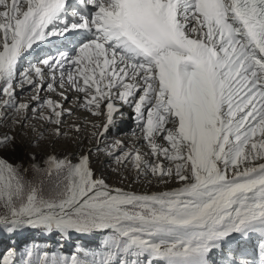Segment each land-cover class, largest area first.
<instances>
[{
  "label": "snow or ice",
  "instance_id": "1",
  "mask_svg": "<svg viewBox=\"0 0 264 264\" xmlns=\"http://www.w3.org/2000/svg\"><path fill=\"white\" fill-rule=\"evenodd\" d=\"M124 106L147 155L115 140L25 166L0 133V231L105 236L98 252L33 245L15 264H264V0H0V121L78 139L85 125H65L83 110L102 142ZM101 151L178 186L113 187L92 167Z\"/></svg>",
  "mask_w": 264,
  "mask_h": 264
},
{
  "label": "bare ground",
  "instance_id": "2",
  "mask_svg": "<svg viewBox=\"0 0 264 264\" xmlns=\"http://www.w3.org/2000/svg\"><path fill=\"white\" fill-rule=\"evenodd\" d=\"M19 91V89H18ZM31 95V92L25 91L21 95V99H26L28 96ZM42 95H48V93H42ZM75 94H70V100H74ZM66 107L72 106L68 103L65 104ZM124 116L122 119L117 117L119 120V124L117 127L112 128L107 134L102 142L99 139L93 140L91 137V133L94 131L92 129L91 124L88 123L85 120V117L88 118V120H94L97 122H102V118L98 117H91L88 113L84 112L83 110H77L75 115L71 118V120L67 121V124L65 125V128L67 129L69 125L73 121H76L77 123H81L82 125H85L83 132L80 134L79 138H75V135L72 132H69V136L65 138H57L55 140L49 139L50 136V130L45 132L47 135V140H44L41 144L37 145L38 148H34L35 146V139L31 137L30 131H33V128H30L31 126L23 128V130L18 131V144L22 145L24 147V151L27 152L28 156H26L27 161L29 160L30 156L36 155V156H42L45 158L46 154L49 152H54L56 154L63 153L64 156L67 155L69 158H71V155L76 153L77 150H84V152L87 151V148L91 146L92 143H98L103 149L106 145L111 144L115 140H122L128 147H138L140 148L141 152L144 154H148L150 152V149H148L147 145L143 142L142 137L139 135V130L136 127L135 124V117L132 114V110L128 108L127 106H124L123 108ZM11 121V119H8V121H5L4 124L0 123V133H3V129L6 126V123ZM3 122V121H2ZM12 122V121H11ZM46 126H41L39 128L40 131H42ZM136 132L137 135H133V132ZM10 132V131H9ZM39 138V137H38ZM100 154H105L107 157H105L103 164L100 168H96L97 162L99 161ZM115 164L113 161V158L108 156L105 152L101 151L98 153H95L92 157V167L95 169L97 175L103 176L106 181L112 185L113 187H121L125 190H131L136 192H157V191H164V190H170L174 187H177L178 185L175 182L169 183V184H162L159 183L155 178L151 176L147 177H139L134 171L133 174V181L128 182H122L121 179L124 177H130L127 168H122L117 172L116 168L111 165ZM107 167V168H105ZM139 188V189H137ZM98 234V233H96ZM12 241L17 242V240L10 239L8 244L6 246H3L5 243L0 244V253L4 251V249L8 246L12 245ZM18 253L24 248L25 242H18ZM17 247V243H15ZM23 246V247H22ZM12 248H14L12 246ZM96 247H93L92 251H100L99 249H95ZM17 249V248H16ZM87 249V248H84ZM95 249V250H93ZM66 255V254H64ZM69 256V255H67ZM18 259L20 257V254L17 256Z\"/></svg>",
  "mask_w": 264,
  "mask_h": 264
},
{
  "label": "rangeland",
  "instance_id": "3",
  "mask_svg": "<svg viewBox=\"0 0 264 264\" xmlns=\"http://www.w3.org/2000/svg\"><path fill=\"white\" fill-rule=\"evenodd\" d=\"M9 119H11V121H12V117L11 116H9ZM11 121H9V122L6 123V126L3 129V133L6 132V133H9L11 135H15V137L17 139V142H18V139H19L18 138V131L21 132V130H23V128H25V127H21L19 125H14ZM4 122L5 121H3V122L0 121V123H2V124H4ZM30 126H31L30 128H33V131L31 130L30 133L32 132L31 133L32 134L31 137H33L35 139L34 140L35 141L34 142L35 143L34 148L37 149L38 148L37 145H39L42 142H44V140H47V139H45V138H47V135L44 134V139L43 140H40L38 137H39V132H40L41 129L39 130V128L41 126H43V125L39 124L37 121H31L30 122ZM24 150H25L24 147L22 145H20V144L17 143L16 146H15V150L6 151V152L3 153V155L6 158H8L11 162H13V163H17V162L23 161L25 163V166H27L28 161H27L26 156H28V154ZM83 152H84V150H77L76 153H74V154L71 155V158L75 161L76 159H78V157ZM60 156L63 157L64 154L63 153H60ZM37 157L40 158V159H43L42 156H37ZM105 157H107L105 154H102V155L100 154L99 161L97 162L96 168H100L102 166V164H103L102 161H104ZM111 165H113L117 169V166L115 164H111ZM105 168H107V167H105ZM121 169L122 168H120L119 170H121ZM127 169H128V172H129L130 177H124L123 179H121L122 182H128V181L130 182V181H133V178L134 177H133V174L132 173H134L135 169H133L130 165L128 166ZM119 170H117V172ZM29 177H31V173H29ZM137 189H139V188H137ZM98 234L104 235L102 233H98ZM7 244H3V246H6ZM9 250L12 251V247L11 246L6 247L4 249V251L0 253V259H2L3 256L7 255V253H8ZM64 256H67V255H64Z\"/></svg>",
  "mask_w": 264,
  "mask_h": 264
}]
</instances>
